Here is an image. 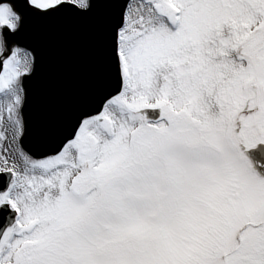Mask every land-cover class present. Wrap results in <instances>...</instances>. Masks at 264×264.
I'll return each mask as SVG.
<instances>
[{"label":"snow or ice","instance_id":"obj_1","mask_svg":"<svg viewBox=\"0 0 264 264\" xmlns=\"http://www.w3.org/2000/svg\"><path fill=\"white\" fill-rule=\"evenodd\" d=\"M0 264H264V0H0Z\"/></svg>","mask_w":264,"mask_h":264}]
</instances>
